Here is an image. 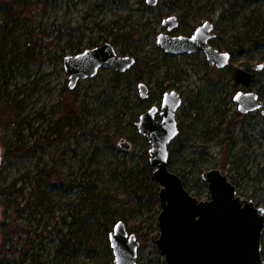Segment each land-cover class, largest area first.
<instances>
[{
    "label": "rangeland",
    "instance_id": "rangeland-1",
    "mask_svg": "<svg viewBox=\"0 0 264 264\" xmlns=\"http://www.w3.org/2000/svg\"><path fill=\"white\" fill-rule=\"evenodd\" d=\"M4 1L13 8V21L7 26L10 41L0 49V191L14 185L13 191L23 188L24 198L0 195L1 202H10L7 233L0 232V264H113L102 222L121 220L131 199L135 211L125 217L140 242L137 264H167L153 239L161 206L159 191L149 183L151 144L136 122L172 89L182 93L183 104L177 114L180 135L169 148L170 171L191 194L208 200L201 175L220 169L240 196L264 207V117L238 116L233 100L235 71L264 64V0H159L154 7L146 0ZM8 13L0 6V24ZM173 15L180 20L175 35H191L213 22L214 45L232 52L230 67L220 73L202 53L174 56L160 48L162 21ZM107 42L121 56H134L136 65L124 74L101 69L70 89L65 57ZM140 83L149 88L146 99ZM263 86L264 69L253 89ZM231 118L237 128L229 137ZM122 139L130 150L118 145ZM14 145L24 154L5 158ZM30 197L41 198V204L17 218L15 200L22 206ZM3 211L2 206L0 223ZM23 226L36 234L20 237L16 231ZM68 227L74 245L62 249ZM12 231L7 253L2 244ZM262 243L264 258V233Z\"/></svg>",
    "mask_w": 264,
    "mask_h": 264
},
{
    "label": "water",
    "instance_id": "water-1",
    "mask_svg": "<svg viewBox=\"0 0 264 264\" xmlns=\"http://www.w3.org/2000/svg\"><path fill=\"white\" fill-rule=\"evenodd\" d=\"M149 6H157L159 0H146ZM168 31L179 26L176 16L162 21ZM213 24L205 22L191 37H173L161 33L157 45L170 55L204 53L211 66L225 69L230 65L229 53H221L209 45L213 38ZM137 63L134 56H121L116 47L107 42L89 48L64 59V68L69 75L70 89L82 80L93 79L101 69H113L120 74L130 71ZM263 65L258 66L261 70ZM236 83L249 87L252 73L239 68ZM142 99L149 96L146 83H140ZM243 114L262 110L264 104L254 92L239 91L234 97ZM182 98L176 90L164 93L160 106L153 105L143 113L136 128L151 144L150 165L154 167L153 178L160 187L161 211L158 216L159 237L155 245L167 264H264L263 233L264 207L257 206L252 199L238 194L237 187L220 169H210L201 175L208 185L210 197L200 200L186 188L182 177L169 169L170 145L180 130L177 112ZM124 150L131 143L122 139L118 144ZM3 150L0 146V168ZM2 203L0 198V219ZM113 264H137L140 242L135 233H130L124 221L119 220L109 235Z\"/></svg>",
    "mask_w": 264,
    "mask_h": 264
},
{
    "label": "trees",
    "instance_id": "trees-1",
    "mask_svg": "<svg viewBox=\"0 0 264 264\" xmlns=\"http://www.w3.org/2000/svg\"><path fill=\"white\" fill-rule=\"evenodd\" d=\"M41 2H43V4H46V5H48V4H51L52 2H53V0H40L39 1V3H41ZM237 4H238V2H237ZM0 6H7V8H8V14H10V16H7V18L8 19H6V22H5V25H2V24H0V39H1V42H0V49L2 48V47H4V46H6L7 44H8V42L10 41V33L8 32V30H7V26H8V24L10 23V21H13L12 20V12H13V8H12V6H11V4H9V3H7V2H5L4 0H0ZM232 8H234V6L232 5ZM130 34H127V35H124V37H126V40L125 41H128V39H129V36ZM258 43H260V44H262L263 45V43H261V41L260 40H257V45H258ZM32 51V50H31ZM0 53H1V50H0ZM29 55H31V53H29ZM0 57H1V55H0ZM17 106V103L15 102V107ZM237 115L238 116H240L238 113H237ZM230 122H231V130H228L227 132H226V136H231V133L229 132V131H232V130H235L237 127H236V125H237V121H236V123L233 125V118H231V120H230ZM24 154V152L22 151V149H21V147L20 146H16V145H14V146H8L7 147V152H6V154H5V158H7V159H10V160H12V159H14V158H17V157H19V156H22ZM11 163V162H10ZM147 168H149V169H151V171H153L152 170V168H151V165H150V162H149V164H147ZM149 183H150V185L153 187H156V190H157V192L158 191H160V188H159V186L157 185V183H156V181L154 180V178H153V175L152 176H149ZM185 184V183H184ZM186 186V185H185ZM15 188V186L13 185V186H11L10 188H8V189H6V190H1L0 191V195L1 196H5V195H14V196H16L17 198H19L21 201L23 200V188L20 190V191H17V190H15V191H13V189ZM16 193H19L18 195H16ZM156 195H157V199H156V202L157 203H159L160 201H159V198H158V196H159V194H157L156 193ZM0 196V197H1ZM15 197V198H16ZM19 199H16L15 200V202H16V204H17V208H16V211H15V213H16V217L17 218H21L25 213H30V212H33L34 210H33V208H35V207H37L39 204H41V198H38V199H32L31 197L30 198H27L26 199V201H25V203H24V205H22L21 206V204H22V202L19 200ZM91 202V201H90ZM10 202H7V201H2V206L4 207V211H3V216H4V219H3V222L2 223H0V232L2 233V234H5V233H7V232H5V230H4V226L6 225V220L8 219L7 218V216H8V210H9V207H10V204H9ZM136 201L134 200V199H131L129 202H128V204H127V206L125 207V210H124V214H122L121 216H120V218H121V220L122 221H124L125 222V224L127 225V222H128V219L125 217L126 215V212L127 211H135V208H136ZM92 206V209L91 210H94L95 209V205L94 204H92L91 205ZM129 215V214H128ZM129 218V217H128ZM66 219V221H68V218H65ZM114 223H115V220H114V218H111V219H108V220H104L103 222H102V224L105 226V230H104V232H103V235H104V237L106 238V239H108L109 238V235H110V233L112 232V227H113V225H114ZM116 224V223H115ZM25 226V225H24ZM21 227L20 228V230H17L16 231V234H19L20 235V237H22V236H24V235H32V232L34 231V233L36 234V232H37V230L35 229V230H32V229H29L28 228V226H26V227ZM68 226L69 227H72L73 225H71V223L70 224H68ZM128 226V225H127ZM69 227H68V232H67V234L65 235V236H63V238H62V249L64 248H66V249H70V248H72L73 247V245H74V236H73V231L71 230V229H69ZM19 231V232H18ZM132 231V230H131ZM5 232V233H4ZM12 233H13V231L12 232H10L8 235H7V237H6V239L4 240V243L2 244V250L3 251H6L7 253L9 252V251H12V250H10V249H8L7 248V245H8V242L11 240V235H12ZM157 237H159V235L158 236H156V237H154L153 239H157ZM28 239H30V238H25V241H28Z\"/></svg>",
    "mask_w": 264,
    "mask_h": 264
},
{
    "label": "flooded vegetation",
    "instance_id": "flooded-vegetation-1",
    "mask_svg": "<svg viewBox=\"0 0 264 264\" xmlns=\"http://www.w3.org/2000/svg\"><path fill=\"white\" fill-rule=\"evenodd\" d=\"M173 16H176V15H173ZM170 17V16H169ZM176 17H178V16H176ZM178 20H179V18H178ZM206 22H211V21H206ZM205 23V22H204ZM203 23V24H204ZM212 24H213V22H211ZM203 24H201V25H203ZM163 25V24H162ZM200 25V26H201ZM179 26H180V20H179ZM178 26V27H179ZM165 27V26H164ZM177 27V28H178ZM199 27V26H198ZM197 27V28H198ZM166 28V32H162V33H167V34H169V35H171V36H173V37H180V36H184V37H191L194 33H195V31H194V33L193 34H191V35H188V36H185V35H175V34H173V32H174V30H176V29H174V30H172V31H168V29H167V27H165ZM196 28V29H197ZM215 25L213 24V30H212V34H213V38H211L210 40H209V45L210 46H212L213 48H215V49H217V50H219L221 53H229L230 54V56H231V60H230V65H231V61H232V52H224V51H222V50H220L219 48H217L215 45H214V40H215V38H216V35H215ZM161 34V33H160ZM158 37V36H157ZM157 41V40H156ZM168 54V53H167ZM193 54H195V53H193ZM202 54H204V53H202ZM120 55V54H119ZM170 55V54H169ZM183 55H191V54H183ZM205 55V54H204ZM174 56H181V55H174ZM205 57H206V55H205ZM206 60H207V58H206ZM208 62V61H207ZM209 64V63H208ZM210 65V64H209ZM230 65L227 67V68H229L230 67ZM259 65H263V68L261 69V70H258L257 68H258V66ZM211 66V65H210ZM212 68H215L216 70H218L220 73L222 72V71H224V70H226L227 68H225V69H219V68H217L216 66H211ZM240 68H243V67H240ZM243 69H245V70H247V71H249V72H251L252 73V76H253V81H252V83H251V85L249 86V87H245V86H242V85H239V84H237L236 83V80H235V84H233V91H235V95H236V93L237 92H239V91H242V92H254V93H256V94H258V97H259V100L264 104V86H263V88L262 89H258L257 91H254V89H253V86H254V84L256 83V81H257V74L258 73H260L263 69H264V64L263 63H260V64H258V65H256L255 66V69L253 68V66L251 67V66H249L248 68H243ZM235 74H236V71H235ZM235 74H234V78H235ZM172 90H176V91H178L177 89H172ZM172 90H170V91H172ZM179 93H180V96H181V98H182V101H183V96H182V93L180 92V91H178ZM163 96H164V94H163ZM235 97V96H234ZM233 100H234V98H233ZM162 101H163V98H162ZM234 102H235V100H234ZM236 103V102H235ZM161 104H162V102H161ZM182 104H183V102H182ZM237 104V103H236ZM154 105H157V104H154ZM153 106V105H152ZM157 106H160L161 107V105H157ZM181 108V107H180ZM179 108V109H180ZM237 108H238V104H237ZM263 108H264V106H263ZM262 110L263 109H260V110H258V111H256V112H251V113H248V114H243V113H241L240 111H239V109H238V114L240 115V116H246V117H248L249 115H251V114H253V113H257V112H260V114L262 115ZM179 111V110H178ZM177 114H178V112H177ZM263 116V115H262ZM264 117V116H263ZM177 120H178V116H177ZM178 124H179V121H178ZM179 130L181 131V128H180V125H179ZM179 135H180V133H179ZM179 135H178V137H179ZM178 137L175 139V141L178 139ZM174 141V142H175ZM174 142H172V144L174 143ZM171 144V145H172ZM170 145V146H171Z\"/></svg>",
    "mask_w": 264,
    "mask_h": 264
}]
</instances>
